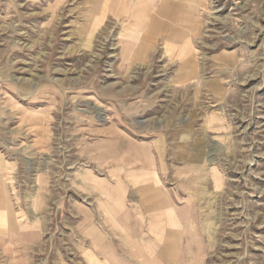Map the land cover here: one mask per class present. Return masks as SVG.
Here are the masks:
<instances>
[{
    "label": "rangeland",
    "instance_id": "obj_1",
    "mask_svg": "<svg viewBox=\"0 0 264 264\" xmlns=\"http://www.w3.org/2000/svg\"><path fill=\"white\" fill-rule=\"evenodd\" d=\"M160 1L0 0V264H264V0Z\"/></svg>",
    "mask_w": 264,
    "mask_h": 264
},
{
    "label": "bare ground",
    "instance_id": "obj_2",
    "mask_svg": "<svg viewBox=\"0 0 264 264\" xmlns=\"http://www.w3.org/2000/svg\"><path fill=\"white\" fill-rule=\"evenodd\" d=\"M95 1H96L95 2V5H96V7L98 9L107 8L109 6H110L109 8H111V7H113V4H114V6L120 5V0H114V2H113V0H95ZM121 1H122V3H124L123 0H121ZM192 2L193 3H198L199 5H201V6L204 7V5H203L204 4V0H192ZM159 6H160L161 9L168 8L169 7V9L172 10V11H168L167 12L168 16L170 14V19L172 21H174L176 23H180V22L186 23V25H187L186 30L187 31H190L192 34H196L198 32V28L196 27V24L198 23V18H196L195 16L193 18H190V14H192V13H188L187 18H184V19L181 20L180 18H178L179 12L177 13L175 10H173L169 6V4L166 2V0H161ZM121 8L124 9L126 7L121 6ZM141 16H142L141 17L142 19L146 18V16L144 14H142ZM133 17H134V15L130 18L131 21H134ZM138 35H139V33L136 30H134L130 34H129V32L122 34L120 43L122 45V53H123L124 56L127 57V55L129 56L131 54V52L136 51V49H135V43H136V40H137V36ZM139 44L140 43H138L137 45H139ZM186 44L189 46V41L188 40H187ZM137 50H138L139 53L140 52H143L144 50H146L145 47H144V44L141 43ZM191 66H192L191 63H189V62H187V63L184 62L183 65L181 64V66H180L181 73L183 75H184V73L190 74V72H191ZM159 198L161 200H163L164 199V196L163 195H160ZM1 208L3 210H5L6 212H3V215H0V221L3 222V223H5L8 226V229L9 230L15 229L16 226H17V223H18L17 222V218L18 217L15 216L12 213L7 198H6V201H4V202L1 203Z\"/></svg>",
    "mask_w": 264,
    "mask_h": 264
},
{
    "label": "crops",
    "instance_id": "obj_3",
    "mask_svg": "<svg viewBox=\"0 0 264 264\" xmlns=\"http://www.w3.org/2000/svg\"><path fill=\"white\" fill-rule=\"evenodd\" d=\"M183 231V230H182ZM147 236L146 235H144V237H141V239L139 240V242H137L138 243V246H141V247H148V246H150V242L151 241H149V242H146L145 241V239L144 240H142L143 238H146ZM147 238H151V237H147ZM139 239V238H138ZM142 242H143V244H142ZM151 247V246H150ZM144 248V249H145ZM124 250V249H123ZM145 250H147V249H145ZM162 250V249H161ZM160 250V253L157 255V257H158V259L160 260V262H161V264H163L165 261H163V257H162V255H161V253L163 254V251H164V249H163V251H161ZM164 253H166L165 251H164ZM146 255H143V257H144V259H145V261H144V264H150L151 262V260L150 261H148L149 259H147V257H145ZM150 259H151V257H149ZM139 263H141V261L139 262ZM128 264H134V263H132V262H129ZM157 264H158V262H157Z\"/></svg>",
    "mask_w": 264,
    "mask_h": 264
}]
</instances>
